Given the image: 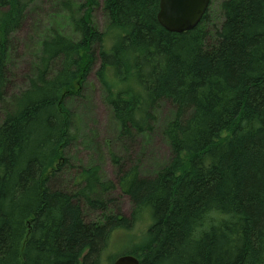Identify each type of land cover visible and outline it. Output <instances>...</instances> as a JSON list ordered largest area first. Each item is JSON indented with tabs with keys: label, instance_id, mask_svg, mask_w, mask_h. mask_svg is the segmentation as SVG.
Returning a JSON list of instances; mask_svg holds the SVG:
<instances>
[{
	"label": "trees",
	"instance_id": "1",
	"mask_svg": "<svg viewBox=\"0 0 264 264\" xmlns=\"http://www.w3.org/2000/svg\"><path fill=\"white\" fill-rule=\"evenodd\" d=\"M214 3L222 22L212 29ZM97 5L85 0L83 15H72L79 39L56 30L40 44L37 78L0 123V264H114L124 256L110 253L114 233L146 218L125 254L140 264H264V0H211L200 24L181 34L159 23L160 0H104L103 32ZM26 8L0 0V104L10 37ZM97 59L125 147L154 131L162 102L174 108L163 125L171 156L155 174L126 170L111 155L130 217L105 196L115 185L102 183L100 168L83 169L77 189L56 178L75 140L67 102ZM85 204L99 211L92 222Z\"/></svg>",
	"mask_w": 264,
	"mask_h": 264
},
{
	"label": "rangeland",
	"instance_id": "2",
	"mask_svg": "<svg viewBox=\"0 0 264 264\" xmlns=\"http://www.w3.org/2000/svg\"><path fill=\"white\" fill-rule=\"evenodd\" d=\"M23 1L27 4L24 19L9 41V59L6 66L7 89L5 101L0 104V123L6 113L13 109L18 97L29 89L30 81L37 78V69L40 66L38 51L40 44L50 39L56 30H60L68 38L79 39V34L71 25L73 24L71 17L73 15V18L77 19L85 10L80 7L85 0ZM97 1L98 5L92 12L93 22L95 27L103 32L107 30L104 0ZM210 8L213 24L209 28L214 29V26L221 24L222 15L217 3ZM58 64L53 70L59 68ZM99 66L100 60L97 59L81 93L67 102L75 115L73 130L75 140L67 147L65 165L56 178L63 185V189H77V177L82 174L83 169L100 168L98 173L102 183L109 181L115 185V188L105 193V196L114 199L116 208L124 216L130 217L133 203L120 188L119 180L123 177V172L120 171L121 165L117 168L113 163L111 155L116 154L121 160L123 158L127 164L122 161L121 164H126V170L138 166L141 176L155 174L171 156L168 142L163 136V125L171 118L174 108L168 102H162L156 115L154 131L147 136H137L134 145L125 147L123 139L119 136L118 124L105 102L104 88L96 75ZM84 207L86 219L89 222L95 220L99 211L96 212L86 204ZM149 224L150 221L146 218L138 223L132 232H115L111 239L110 253L118 256L128 254L127 250L140 241Z\"/></svg>",
	"mask_w": 264,
	"mask_h": 264
},
{
	"label": "water",
	"instance_id": "3",
	"mask_svg": "<svg viewBox=\"0 0 264 264\" xmlns=\"http://www.w3.org/2000/svg\"><path fill=\"white\" fill-rule=\"evenodd\" d=\"M211 0H160L159 23L169 32L185 33L194 30L206 14ZM114 264H140L138 258L126 255Z\"/></svg>",
	"mask_w": 264,
	"mask_h": 264
}]
</instances>
